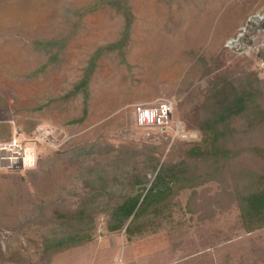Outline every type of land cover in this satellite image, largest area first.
I'll use <instances>...</instances> for the list:
<instances>
[{
    "label": "rangeland",
    "instance_id": "obj_1",
    "mask_svg": "<svg viewBox=\"0 0 264 264\" xmlns=\"http://www.w3.org/2000/svg\"><path fill=\"white\" fill-rule=\"evenodd\" d=\"M119 1L0 0V263L37 261L43 239L65 233L37 199L74 209L102 169L115 179L117 151L96 140L170 143L169 132L136 123L137 105L171 101L177 135L197 137L188 122L219 73L264 79V0ZM14 140L23 150L4 149ZM143 161L137 171L152 180ZM189 193L166 228L132 241L98 213L95 239L52 264H240L264 250V229L238 228L236 205L192 219Z\"/></svg>",
    "mask_w": 264,
    "mask_h": 264
},
{
    "label": "trees",
    "instance_id": "obj_2",
    "mask_svg": "<svg viewBox=\"0 0 264 264\" xmlns=\"http://www.w3.org/2000/svg\"><path fill=\"white\" fill-rule=\"evenodd\" d=\"M246 74L235 79L217 75L204 104L188 122V131L197 137L179 136L171 124L170 143L132 138L117 142L109 136L96 140L94 145L105 143L117 151L115 179L111 181L102 169L90 196L74 209L65 204L47 206L37 199L43 219L65 233L43 239L39 260L14 264H52L57 255L91 243L98 213H108V232L124 231L128 241L156 234L173 220L179 197L186 191L190 193L185 210L199 223L236 205L238 228L248 234L264 229V79L256 71ZM87 83L85 79L71 94L85 90ZM139 158L154 175L152 180L137 171ZM210 240L205 237L201 245ZM260 250L253 247L255 258H244L240 264H264Z\"/></svg>",
    "mask_w": 264,
    "mask_h": 264
},
{
    "label": "built area",
    "instance_id": "obj_3",
    "mask_svg": "<svg viewBox=\"0 0 264 264\" xmlns=\"http://www.w3.org/2000/svg\"><path fill=\"white\" fill-rule=\"evenodd\" d=\"M173 111L174 105L170 101H164L156 106L137 105L135 107L136 122L141 127L157 128L167 134L168 126L173 124ZM17 146L23 150L21 143L19 144L16 140L6 143L4 149Z\"/></svg>",
    "mask_w": 264,
    "mask_h": 264
}]
</instances>
